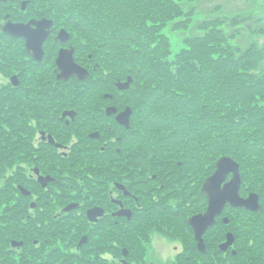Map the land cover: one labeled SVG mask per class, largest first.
<instances>
[{"label": "flooded vegetation", "instance_id": "obj_1", "mask_svg": "<svg viewBox=\"0 0 264 264\" xmlns=\"http://www.w3.org/2000/svg\"><path fill=\"white\" fill-rule=\"evenodd\" d=\"M43 18L30 0H0V194L7 195L0 199V264H264V209L229 203L210 223L199 215L209 206L202 172L196 176L183 158H170L166 172H142L138 153H127L135 111L129 128L118 122L131 106L117 83L128 76L102 96L54 98V86H86L98 62L75 33L58 38L55 23L38 56L28 50L31 35L4 30ZM64 49L91 71L87 80L58 78ZM112 107L118 113L109 114ZM243 186L248 198L254 191ZM192 199L202 203L194 214L149 220L161 206L177 205L173 216H181ZM200 217L195 229L192 219Z\"/></svg>", "mask_w": 264, "mask_h": 264}, {"label": "trees", "instance_id": "obj_2", "mask_svg": "<svg viewBox=\"0 0 264 264\" xmlns=\"http://www.w3.org/2000/svg\"><path fill=\"white\" fill-rule=\"evenodd\" d=\"M184 1L30 0L41 16L83 39L81 48L100 63L92 75H103L102 66L110 82L132 77L124 97L135 111L127 153H138L142 172H166L170 158H183L205 181L231 156L240 163L243 192L261 196L264 209V76L253 57L264 19L245 10L199 20L198 33L176 53L164 29L184 15ZM244 32L245 48L233 45ZM6 197L0 194L1 204Z\"/></svg>", "mask_w": 264, "mask_h": 264}, {"label": "rangeland", "instance_id": "obj_3", "mask_svg": "<svg viewBox=\"0 0 264 264\" xmlns=\"http://www.w3.org/2000/svg\"><path fill=\"white\" fill-rule=\"evenodd\" d=\"M182 6L184 7V15L179 17V19H177L176 21L169 23L164 29V33H166V35L168 36L169 40L172 43L173 52H176V53L177 51L184 48L185 42H186L185 40L188 38L189 35H194L198 33L195 31L194 24L197 25L199 20L210 19L213 16H221V15L222 16L223 15L232 16L233 14H238L239 12L243 13L245 10L250 12L253 15H256L257 17H261L264 19V0H185L184 2H182ZM42 12L43 10L41 9L36 10V13H38L39 15L42 14ZM40 17L42 16L40 15L39 18ZM177 23L178 25H176ZM61 25H62L61 23L57 24V28L55 29L56 32L65 28V27H62ZM231 31L232 30L227 29L228 33H230ZM248 37H250V34L247 32H244V34H241L239 38L233 39L231 43L237 46L239 42L242 45V48H245V44L247 40H249ZM80 41H83L81 37H80ZM255 49L256 51L254 52V55H253L254 59L256 60L254 71L258 73V75L264 76V35L256 36ZM99 65L100 63L98 62V66ZM102 68H103V75L101 74V70H99L98 72H93V75H91V80L88 82L86 86L77 85V87L66 86L63 88L54 86L52 88L54 98L60 97L61 101L66 103V102L73 101L75 99L74 96L77 95V92L85 93V94H89V93L94 94V93L101 92V96H102L103 93L111 92L112 90H115L112 88L113 81L116 82L118 81V79L124 78L127 75V74H123L118 77H115V79H113L112 82H110V79L104 77V74L109 72V69L100 66V69ZM91 71H92V68H91ZM100 82H103L104 84L102 86L103 88H101ZM69 91L72 92L71 95L69 94ZM133 122H134V119H133ZM134 127H135V122H134ZM1 147H2V144L0 145V148ZM193 171L196 174V176L199 175V173H197L198 170L196 171L195 167ZM200 171L202 170L200 169L199 172ZM2 185L4 184H1V187ZM142 186L148 189L150 186H153V184L152 183H149V185L142 184ZM169 194H170L169 190L166 189L163 191V194L162 193L159 194V199L163 198L165 195L169 196ZM243 195L246 196L247 194H243ZM172 200L177 201L176 199H172ZM201 204L202 203L200 202L199 199H195V200L192 199L190 207H189L190 211L186 213L182 212L181 216H173V214L176 215L173 209H176V211H179V208L177 205H174L172 208L171 207L167 208V211L164 210V212L160 211V208H159L158 210L159 213L157 214L151 213L149 220L189 216L193 214V212L198 211V209L201 208ZM230 212H233V211H230ZM119 231L122 233V228H119V227L114 228L115 236L120 234ZM8 233H9V236H7V239L10 238V235L13 237V232H8ZM120 241H122V239H120ZM22 262H23L22 264H30L29 262H26L24 260Z\"/></svg>", "mask_w": 264, "mask_h": 264}, {"label": "water", "instance_id": "obj_4", "mask_svg": "<svg viewBox=\"0 0 264 264\" xmlns=\"http://www.w3.org/2000/svg\"><path fill=\"white\" fill-rule=\"evenodd\" d=\"M34 24L35 27L32 25ZM53 20L43 18L40 21L31 23L28 27L24 26H6L5 32H8L12 36L18 37L19 35H31L28 40L27 47L29 51H33L36 56L42 55V44L51 35ZM63 41L69 38V34L63 30L59 33V37ZM73 50L64 49L59 54L58 59V69L60 73L58 75L59 79L67 80L70 76L78 77L80 80H87L90 76V71L86 68L81 67L74 61L72 57ZM70 53V54H69ZM41 59V58H40ZM133 79L130 77L127 82H119L117 84L118 89L127 90L130 89ZM109 114L118 113L116 108H109ZM133 114L131 108H126L123 113L117 116L118 122L122 126L130 127V118ZM216 171L212 176L205 180L202 192L209 199L208 210L204 214L207 215L205 219L212 223V219L218 213H223L224 208L230 203L233 208H245L247 210H254L260 212L262 210L260 199L257 193L252 192L248 198L242 197L240 194L242 188V175L240 174V164L236 162L231 156L222 157L217 161ZM232 175V178L228 181V178ZM201 219H192L193 225L196 229L194 222ZM202 234L199 233L198 240L202 241Z\"/></svg>", "mask_w": 264, "mask_h": 264}]
</instances>
